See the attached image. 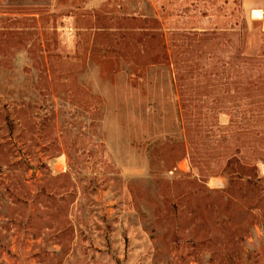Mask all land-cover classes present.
Segmentation results:
<instances>
[{"label": "rangeland", "instance_id": "1", "mask_svg": "<svg viewBox=\"0 0 264 264\" xmlns=\"http://www.w3.org/2000/svg\"><path fill=\"white\" fill-rule=\"evenodd\" d=\"M0 264H264V0H0Z\"/></svg>", "mask_w": 264, "mask_h": 264}, {"label": "crops", "instance_id": "2", "mask_svg": "<svg viewBox=\"0 0 264 264\" xmlns=\"http://www.w3.org/2000/svg\"><path fill=\"white\" fill-rule=\"evenodd\" d=\"M256 9H258V8H256ZM260 9V8H259Z\"/></svg>", "mask_w": 264, "mask_h": 264}, {"label": "trees", "instance_id": "3", "mask_svg": "<svg viewBox=\"0 0 264 264\" xmlns=\"http://www.w3.org/2000/svg\"><path fill=\"white\" fill-rule=\"evenodd\" d=\"M165 58V57H164ZM166 59H167V57H166Z\"/></svg>", "mask_w": 264, "mask_h": 264}]
</instances>
